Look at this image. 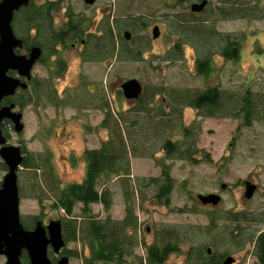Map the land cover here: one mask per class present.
Masks as SVG:
<instances>
[{"label":"rangeland","instance_id":"374dc122","mask_svg":"<svg viewBox=\"0 0 264 264\" xmlns=\"http://www.w3.org/2000/svg\"><path fill=\"white\" fill-rule=\"evenodd\" d=\"M188 5L178 0H96L92 6L84 0L63 2L54 15L55 29L67 22L70 9L92 27L107 14L129 21L142 17L161 25L163 35L151 42L144 60L138 62L87 63L79 56L80 46L58 48L54 55L46 50L44 61L33 70L35 79L28 95L33 96V102L23 109L16 108L23 114V132L16 134L11 122L2 125L9 144L24 146L26 156L32 154L36 158L35 167H21L17 173L22 221L47 225L50 220L63 219V210L55 207L62 191L84 180L85 152L99 149L111 136L112 129L102 126L107 105L112 112L111 125L117 120L127 138L130 175L103 179L110 192L108 213L101 204L91 208L97 218L108 215L122 221L127 208L132 207L138 245L127 261L147 264L145 245L160 242L165 230L177 225L191 234L181 244L180 252L171 254L164 264H194V259H188L189 252L199 245L204 251L212 248L222 261L231 256L234 264H256L252 238L264 230V223L259 222L264 218V117L246 127L240 118L199 116L189 107L174 109L170 95L217 86L225 102L246 94L264 98V18L257 15L217 24V31L240 41L241 52L238 60H224L215 48L213 69L204 79L196 71V50L190 34L181 38L170 33L171 16L187 17ZM138 30L136 37L150 39L151 28ZM178 42L180 47L176 48ZM59 54L68 64L60 76L54 71ZM128 79L141 83L143 104L129 103L124 98L121 85ZM38 84L42 87L37 91L39 95L34 91ZM186 128L191 129L189 138ZM168 140L178 144L177 155L168 156L163 149ZM193 145L187 160L186 151ZM163 166L169 168L172 178L169 203L156 196ZM6 170L0 158V183ZM245 181L258 187L250 200L244 197ZM222 185L226 188L222 189ZM211 193L220 195L222 201L208 208L198 195ZM81 207L76 205L75 216H80ZM240 214L254 220H219ZM210 217L218 219L214 225L210 224ZM65 250L79 254L70 257V264H83V259L90 256L88 244L80 239L68 243ZM5 262V257L0 256V264ZM22 264H27L23 257Z\"/></svg>","mask_w":264,"mask_h":264},{"label":"trees","instance_id":"16d2710c","mask_svg":"<svg viewBox=\"0 0 264 264\" xmlns=\"http://www.w3.org/2000/svg\"><path fill=\"white\" fill-rule=\"evenodd\" d=\"M57 8L58 5L56 3H48L40 8L26 9L18 16L14 32L22 40L25 50H29L32 45H39L45 50V57L46 50H50L51 54H56L59 44H68L75 38L82 37L84 26H87L83 20L77 22L71 18L66 30L55 29L53 15L58 10ZM184 26L182 25L183 29L186 28ZM120 29L121 24L117 23L115 30L119 31ZM31 30L36 31L33 33ZM226 42L228 44L222 54L226 58L237 59L240 44L237 42L232 43L229 37H227ZM138 52L141 53L142 50L138 49ZM119 58L121 60L126 58L135 59L137 56L125 57L121 54ZM210 63L211 61L209 60L199 63L197 65L198 74L206 76L210 70ZM63 68V66L60 67L61 70ZM64 71H61L60 74H63ZM29 84L32 85L31 83ZM41 89L42 87L38 84L34 91L39 95L37 91L39 92ZM29 94L30 86L26 90H19L13 98L5 99L4 104L15 103L16 106L23 109L33 102V96H28ZM16 97H19L20 100H17ZM260 99V95L246 94L239 98L237 97L232 102H225L223 101V92L218 88H209L202 93H195V95L190 90H180L170 95V100L176 110V107L190 106L199 110L200 114L206 117L240 118L243 126L246 127L250 126L257 118L264 117V103H260ZM104 109L107 110L105 111L106 115L102 126L112 129L111 136L99 149L85 152L87 171L84 180L81 183L66 187L62 191L55 207L63 210L65 214L63 219H61V223L66 245L78 239L88 244L90 256L83 259V264H130L127 261V257L132 255L134 247L138 245L136 238L137 219L133 215L132 207L127 208L126 217L122 221H115L108 215L104 219H100L92 214L91 207L94 204H101L107 213L111 208L110 192L106 189L105 184L102 183L103 179L109 180L111 177H127L130 175L127 138L122 133L117 120L111 125L112 112L109 107L106 105ZM145 109L143 108V110ZM185 130L186 136L189 138L191 129L186 128ZM4 135L9 139L8 134L4 133ZM177 145L168 140L163 149L168 156H175L179 151ZM194 148L193 145L187 149V160L191 158L190 154ZM22 150L25 157L21 167L27 169L35 167L36 164H34L33 160H36V158L32 154L26 156L27 152L24 146H22ZM161 176V184L156 196L160 200L164 199L165 203H169L172 191V178L168 167L163 166ZM101 185L103 186L102 189H100ZM77 204L82 206L80 216L74 215V209ZM79 219H81L80 222ZM217 220L214 217H210V224L214 225ZM219 220L240 223L253 221L254 219L240 214L227 215ZM259 222L264 223V218H261ZM21 223L26 229H29L28 226L33 225L22 220ZM189 234L191 233L181 226H170L163 233V238L160 242L148 246L145 245L147 264H164L171 254L180 252V246L186 241L185 239H188ZM252 242L254 243L255 256L257 258L256 264H264V230L260 231L258 235L257 233L254 234ZM65 254L68 257L79 256L76 251L65 250ZM23 258L29 264L26 254H24ZM188 259H194V264H223L217 254L207 255L202 245L191 250Z\"/></svg>","mask_w":264,"mask_h":264},{"label":"water","instance_id":"95a60500","mask_svg":"<svg viewBox=\"0 0 264 264\" xmlns=\"http://www.w3.org/2000/svg\"><path fill=\"white\" fill-rule=\"evenodd\" d=\"M30 0H2L0 2V158L7 167V173L0 187V256L6 258L5 264H22V257L27 255L29 264H52L48 249L51 247L55 254H60L66 246L63 237L61 220L50 221L46 226L38 221L33 229H26L21 223L20 198L18 186V171L21 169L24 156L19 146L8 145L3 134L2 124L10 121L16 134L24 130L23 114L15 111V105L2 106L6 98L16 95L19 90L28 89V81L36 62L41 58V48H31L28 55H19L17 50L22 49L23 42L19 39L11 26L14 12L26 6ZM94 0H85L92 4ZM203 5L198 8L201 9ZM159 35L158 28L153 30L154 38ZM129 39L131 34L123 35ZM17 73V77L9 72ZM123 96L127 100H137L143 92L141 83L135 79L126 80L121 85ZM226 185H222L224 189ZM256 186L246 183L245 199H251ZM202 204L217 206L221 196L215 194L198 195ZM208 253L211 249L208 248ZM233 257L228 256L224 264H232ZM56 264H70L67 256L61 257Z\"/></svg>","mask_w":264,"mask_h":264},{"label":"flooded vegetation","instance_id":"af4514ba","mask_svg":"<svg viewBox=\"0 0 264 264\" xmlns=\"http://www.w3.org/2000/svg\"><path fill=\"white\" fill-rule=\"evenodd\" d=\"M2 0H0L1 2ZM65 0H43V1H38V0H30V2L26 6H22L19 10L14 12L13 15V20L11 23L12 29L14 31V26L17 23V18L18 16L24 12L26 9L29 8H40L48 3H56L58 5V10L54 12V15L57 11H60L62 8V4ZM187 2L188 5V12L186 13L188 16L187 17H179L176 14L171 16V23L170 27L172 30L170 33L179 35L181 38H184L185 35L190 34L191 37V42L193 45V48L196 50V58H195V65H196V71H197V65L199 63H202L206 60L211 61L210 63V70L208 71V74L206 76L202 75L204 79H208L213 67H212V62L214 60V50L215 48L219 50V55L224 59V60H238L241 52V43L240 41L234 36V39L231 37L233 35L231 34H226V33H221L217 31V24L225 21H237V20H243L246 18H253L259 17L264 18V5H263V0H178L181 4L183 2ZM85 3V0H84ZM96 3V0L92 4H87V6H92ZM203 5L201 9H193V8H198L199 6ZM178 14V13H177ZM53 15V16H54ZM156 14L154 13V16ZM245 17V18H243ZM71 18H73L74 21H80L83 20L85 23L86 21L84 20L83 16L80 14H76L74 12H71L70 9H68V20L66 23H63L59 28V30L63 31L66 30L68 22H70ZM119 23L121 24V29L119 31L115 30V25ZM87 25V23H86ZM181 25V26H180ZM182 25H185L182 28ZM175 26V27H174ZM178 27V28H177ZM151 28V37L150 39L148 37H136V32H138V29H143L147 30ZM155 28H158L159 30V35L157 38H154L153 36V30ZM200 28V31H199ZM33 33H35L36 30H31ZM125 32H129L131 34L129 39H126L123 35ZM15 33V32H14ZM163 35L161 25H158V23H152V21H146L142 17H138L132 21L129 20H123V19H116L113 15L107 14L105 15L99 23H97L94 27L92 26H84V31L82 34L81 38H75L72 42L68 44H59L58 48H61L63 50H67L68 48H75L77 46L82 47L81 52L79 53V56L82 58L84 62L91 63V62H114V61H120V62H138L144 60V55L150 50V45L151 42L157 41L160 39ZM227 37L230 38V41L232 43L237 42L240 44V50L238 53V58L237 59H232V58H226L222 52L226 48V45L228 42H226ZM39 47L42 50V55L41 58L36 62L35 66L32 69L31 72V79L28 81V87L30 86L29 83L32 84L34 81L33 77V70L34 68L42 63L45 59L44 54L45 50L39 46V45H32L30 46L29 50H25L24 44L22 49H19L16 51L17 54L19 55H28L30 52L31 48L33 47ZM176 48L180 47V42L176 43L174 45ZM57 48V50H59ZM146 48V49H145ZM139 50H142L141 53L138 52ZM20 50H25V54H20ZM58 54V53H57ZM124 55L125 57H131V56H137V58H126L125 60H121L119 58L120 55ZM54 55V54H52ZM131 55V56H129ZM67 61L63 58L61 54L58 55V59L54 64V71L55 74L57 75H63L66 72L67 69ZM64 67L61 70L60 67ZM61 71H64L63 74H60ZM9 75L13 77H17V73L10 71ZM201 76V75H200ZM130 80V79H128ZM136 80V79H135ZM138 81V80H137ZM209 88H218L217 86H209L205 90ZM219 89V88H218ZM204 90V91H205ZM191 91V90H190ZM19 92V91H18ZM17 92V93H18ZM193 94L195 93H202L203 91L199 90H192ZM224 95V94H223ZM13 98V97H11ZM144 98V89L142 92V95L140 96L139 99L137 100H127L129 103H142ZM10 99V98H6ZM236 99V98H235ZM5 100V99H4ZM4 100L2 102V106H7L9 104H4ZM262 103H264V98L261 97L260 100ZM12 104V103H10ZM15 105V103H13ZM194 109L199 116H203L200 114V111L197 110L196 108L190 107V106H185ZM17 106L15 105V111H16ZM181 108V107H179ZM19 112V111H18ZM6 122L10 121H5L3 124ZM2 124V125H3ZM4 134V132H3ZM6 137V136H5ZM7 139V144L11 145L8 143V138ZM15 146V145H14ZM21 148V152L23 156L25 157V154L23 153L22 146H19ZM4 164V163H3ZM5 165V164H4ZM6 167V165H5ZM7 169V167H6ZM7 173V170H6ZM249 182L251 184H254L252 181H245L243 183L244 188L246 189V183ZM2 181L0 183L1 187ZM255 185V184H254ZM256 186V191L258 190L257 185ZM226 188V187H225ZM224 188V189H225ZM245 193V191H244ZM254 193V195H255ZM218 195L217 193H211ZM253 195V196H254ZM220 196V195H219ZM253 198V197H252ZM251 198V199H252ZM250 200V199H247ZM222 201V197H221ZM221 203V202H220ZM220 203L218 205H220ZM217 205V206H218ZM208 208H211L212 204H205ZM51 221V220H50ZM43 224V223H42ZM44 225V224H43ZM46 226V225H45ZM66 248V246H65ZM65 248L61 250V253L55 254L53 252V249L49 247L48 249V256L50 258V255L53 256V259L50 258L52 264H56V262L63 256H67L65 254ZM210 248V247H208ZM207 248V249H208ZM206 249L207 255H212L213 251L212 248L211 252L208 253V250ZM6 259V258H5ZM70 259V257H69ZM234 259V258H233ZM224 264V261H222ZM235 263L234 262L232 264Z\"/></svg>","mask_w":264,"mask_h":264}]
</instances>
